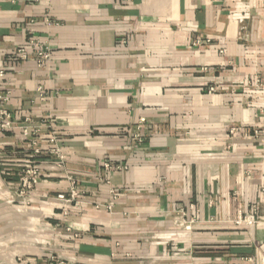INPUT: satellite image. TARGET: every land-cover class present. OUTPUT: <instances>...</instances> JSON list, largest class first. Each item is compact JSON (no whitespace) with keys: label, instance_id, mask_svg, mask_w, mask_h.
Here are the masks:
<instances>
[{"label":"crops","instance_id":"0c3cea01","mask_svg":"<svg viewBox=\"0 0 264 264\" xmlns=\"http://www.w3.org/2000/svg\"><path fill=\"white\" fill-rule=\"evenodd\" d=\"M0 96V264H264V0H0Z\"/></svg>","mask_w":264,"mask_h":264},{"label":"built area","instance_id":"2783aa9c","mask_svg":"<svg viewBox=\"0 0 264 264\" xmlns=\"http://www.w3.org/2000/svg\"><path fill=\"white\" fill-rule=\"evenodd\" d=\"M240 24V30L242 32L246 31V25H245V19L244 18H239L238 20ZM203 41L200 38H197L194 42L193 45L195 47L202 46ZM18 56H20L21 59L25 58V52L24 50H18L17 51ZM40 59L45 60L48 58V55L45 53L40 52L39 53ZM261 87V83L259 78H256L250 86L248 85L247 88H255L258 89ZM4 101V98L0 96V102ZM14 124L11 120V117L9 113H7L4 109L0 108V135L10 131L13 128ZM47 128V126L43 125H32L28 120H26V125H23L21 127L22 129V138L24 141L28 142L27 150L31 152L33 156H40V155H51L55 156L57 159L62 160L63 157L61 154H59L58 149L52 148V147H44L40 145L37 141L38 134L42 129ZM233 133V132H232ZM56 137L55 136H50L49 137V144H55L56 143ZM137 140H140L139 135L136 137ZM40 178V173L38 169L35 166L30 165L26 160L22 162L20 165V171H19V184H20V194H26L32 188L39 182ZM76 196V192L71 189V199ZM60 199H64L63 196H59ZM191 222H188L186 224V229H189V225ZM256 221L252 219L251 216L248 215H239L238 218L234 221V224L236 226H241V225H247L251 226L255 224ZM48 264H63L62 262H58L55 260L54 257H50Z\"/></svg>","mask_w":264,"mask_h":264}]
</instances>
